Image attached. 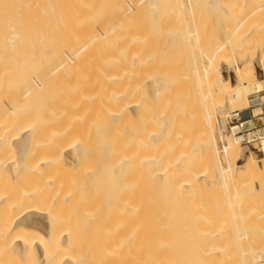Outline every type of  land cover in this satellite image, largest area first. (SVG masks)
<instances>
[{
    "label": "bare ground",
    "instance_id": "bare-ground-1",
    "mask_svg": "<svg viewBox=\"0 0 264 264\" xmlns=\"http://www.w3.org/2000/svg\"><path fill=\"white\" fill-rule=\"evenodd\" d=\"M202 5L245 12L232 28L236 34L250 14L254 27L264 21V0H0V264L21 263L36 248L41 264H203L205 249L217 255L214 264H243L244 247L223 240L250 239L238 227V214L264 216V178L256 185L245 176L252 165L264 171V161L248 157L238 163L241 135L229 138L225 117L228 108L233 112L239 103L254 101L245 86L264 80V51L261 76L243 57L252 44L223 49L220 41L205 51L196 26L187 25V16ZM177 42L198 44L192 68V50L177 49ZM222 49L223 55L241 53L233 80L220 71ZM169 52L174 58L168 59ZM229 58L223 61L230 64ZM33 96L42 103L31 109ZM64 148L73 159L99 148L93 161L103 152L107 163L105 186L94 162L82 182L89 180L91 197L101 201L102 216L92 214L94 207L86 229L83 221L68 228L57 217L63 209L64 218L76 211L75 182L63 174L71 164L66 153L62 157ZM60 155L64 164L56 167ZM207 182L216 196L208 191L210 203L207 188L201 191ZM13 184L18 190L10 195ZM103 191L116 196L117 203L109 198L114 209L108 207L112 201L102 203L108 201ZM102 210L112 211L111 228L103 232L92 227L107 217ZM34 218H43L48 230ZM201 219L198 250L200 238L191 225ZM254 238L256 262L264 259V233ZM235 252L239 262L231 258Z\"/></svg>",
    "mask_w": 264,
    "mask_h": 264
},
{
    "label": "rangeland",
    "instance_id": "rangeland-1",
    "mask_svg": "<svg viewBox=\"0 0 264 264\" xmlns=\"http://www.w3.org/2000/svg\"><path fill=\"white\" fill-rule=\"evenodd\" d=\"M174 2V1H173ZM170 3H171V1H170ZM171 6V5H170ZM169 6V8H171ZM174 6H175V4H174ZM174 6H173V3H172V7L173 8H171V9H174ZM204 7H205V5H204ZM202 8V9H201ZM200 9V10H199ZM194 11V10H193ZM195 11H197L196 12V14H195V12H194V14L191 16V14H189L188 16H187V18L188 19H190V20H188V22H187V25L189 24V25H194L193 27H195L194 29H196V32L199 34V37L201 38H199V41H198V44L201 46V44H203V46L205 47L204 49H205V51H207V49H208V51L210 52L211 50L210 49H213L212 48V46L213 47H216V44H214L213 45V43H217V42H219L220 43V41L222 42V43H220V44H223L224 45V47L222 46V48L223 49H228V48H226L225 46H231V45H233V46H236V47H238V46H243V45H245L244 47L246 48V45L248 44V46L249 45H251V46H249V47H247V50L250 52V53H248L247 54V50L246 49H243V51L245 52H243L244 54H243V57L244 58H248L249 57V59H251L252 60V63H253V65H254V67H255V71H256V73H258V75H262L263 74V66H261L262 65V59H261V57H259L261 54H260V52L261 53H263V51H264V27L262 28V26L264 25V21L263 20H261L260 22H262L263 24H262V26H261V23H260V28H256V27H254V26H256V23H254V21H256V20H254L255 19V17H254V19H250L251 18V14L249 15V16H246L247 18H244V24L242 23L241 25H240V27H238L239 29H238V33L236 34V32L235 31H233L234 30V27L236 26V19H238L239 17L240 18H243L244 16H243V14L245 13H240V14H242V15H240V14H237L236 13V15H235V13H232V12H229V13H227V12H225L224 10H222V12H221V10H212V9H210V8H208V7H206V8H204L203 9V5L202 6H200L197 10L195 9ZM204 13H203V12ZM217 11V12H216ZM219 11V12H218ZM247 11H249L248 9H247ZM225 12V13H224ZM200 13H201V17H203V18H201L200 17ZM203 13V14H202ZM220 13V14H219ZM254 13V12H253ZM210 15V16H209ZM240 15V16H239ZM254 15V14H253ZM253 15H252V17H253ZM195 16V17H194ZM234 16V18H235V20L234 21H232L234 18H232L231 19V21H232V24H231V22L229 21V19L231 18V17H233ZM238 16V17H237ZM241 16H243V17H241ZM194 18V19H191V18ZM199 17H200V19H199ZM237 17V18H236ZM198 19L197 21H196V19ZM209 18H210V20H209ZM257 18V17H256ZM225 19V20H224ZM245 19L246 20H248V22H246L245 21ZM250 19V20H249ZM258 19H259V17H258ZM260 19H263L262 17H260ZM193 20V21H192ZM210 21V23H209V21ZM224 20V21H223ZM229 21L230 22V24L228 25V23H227V25H226V23L224 24V22L225 21ZM209 23V25L210 26H208L207 24ZM252 23V24H251ZM257 23H259V21H257ZM215 24V25H214ZM247 24H249V25H247ZM206 25V26H205ZM226 25V26H225ZM198 26V27H197ZM242 26H243V29H242ZM245 27V28H244ZM208 28V29H207ZM227 28V29H226ZM229 28V29H228ZM232 28H233V30H232ZM241 28V29H240ZM263 30H262V29ZM231 29V30H230ZM256 29V30H255ZM237 30V29H236ZM241 30V32L239 33V31ZM252 30H255L256 32H257V34H258V36L256 35V32H254L253 33V31ZM205 31V32H204ZM225 31V32H224ZM263 31V32H262ZM234 34V36H233V34ZM235 32V33H234ZM253 33V35H252V33ZM227 33V34H226ZM244 33V34H243ZM208 34V35H207ZM225 34V35H224ZM232 34V35H231ZM247 35V37H246V35ZM203 35H204V37H203ZM236 35H237V37H236ZM252 35V38H254V40H252L251 38H250V36ZM255 35L257 36V37H255ZM228 36H229V39H228ZM245 38H244V37ZM260 36V37H259ZM242 37H243V39H242ZM202 38H203V40H202ZM237 38V39H236ZM239 38V39H238ZM259 38V39H258ZM263 38V39H262ZM205 39V40H204ZM218 39V40H217ZM243 41H242V40ZM246 39V40H245ZM260 39H262V40H260ZM201 40V41H200ZM228 40H229V42H228ZM237 40V41H236ZM250 40V41H249ZM252 40V41H251ZM259 41V42H257V41ZM261 41H262V43H261ZM202 42V43H201ZM235 42V43H234ZM242 42V43H241ZM247 42V43H246ZM253 42H255V43H257V44H255L254 43V45H253ZM177 43H180V42H177ZM189 44V46L187 45V47H185V46H183V43H180L179 44V46L178 45H176V48L177 49H182V48H184L185 47V49H190V50H192V51H190L189 49L187 50V51H190L189 53V59H190V63H189V66L192 68V64H193V62H192V58H191V52H193V51H197V49H198V47H197V45L198 44H195V42H188ZM197 43V42H196ZM204 43H205V45H204ZM244 43V44H243ZM261 43V44H260ZM218 44V43H217ZM237 44V45H236ZM258 44H260V45H258ZM193 45V46H192ZM210 46V47H209ZM194 47V48H193ZM255 47V48H254ZM259 47V48H258ZM249 48V49H248ZM252 48V49H251ZM215 49V48H214ZM223 49L219 52L220 53V55H218L219 56V58L221 59V60H219L220 61V64H219V67H220V71H221V73L223 74V76H225V77H229L231 80H233V77H234V72H233V69H234V66H235V63H236V60H238V56L241 54H239V55H237V53H238V51H236V53L234 52V51H231L230 52V50H226V51H228V52H226L225 53V55H223ZM253 50H254V52H253ZM260 50V51H259ZM171 52V51H170ZM170 52L169 53H167L166 54V56L168 57L169 55L168 54H170ZM224 52H225V50H224ZM252 52H253V54H252ZM258 52V53H257ZM172 53V52H171ZM236 54V55H235ZM258 54V55H257ZM191 55V56H190ZM225 57V59L227 58H229L231 61H230V64L229 63H225V61H223L224 60V57ZM233 55V56H232ZM257 55V56H256ZM170 56H172V57H170ZM169 57H168V59H170V58H174V56H173V54L172 55H170ZM221 56V57H220ZM229 56V57H228ZM251 56V57H250ZM166 57V58H167ZM193 57V56H192ZM237 58V59H236ZM194 59H196L197 60V56L195 55L194 56ZM235 61V62H234ZM231 63H232V65H231ZM234 63V64H233ZM237 63H239V64H241V62H240V60H238L237 61ZM165 67V66H164ZM233 67V68H232ZM190 68V69H191ZM164 70H165V68H163ZM192 73V72H191ZM190 82V85L192 84V81H189ZM192 86H193V84H192ZM190 87V86H189ZM245 91H246V96H248L249 98H251V99H254V103L252 102L251 103V105L250 106H245V105H241V103H239V109H238V111L240 112V117L238 118V120H233V119H230L231 118V110L232 109H230V108H228L229 110H228V115L225 117V121H226V124H227V127H228V136H229V138H232V137H234V136H236V135H241V137H240V143H241V156L239 157V159H238V163L239 164H242L248 157H251V158H255L256 160H257V162L259 163V164H263V161H264V80L262 81V80H259L258 82H257V84H256V86H252V85H247V86H245ZM170 93V92H169ZM258 99V100H257ZM24 100H26V99H24V98H22L21 99V103L24 101ZM42 103V99L40 98V96H33L32 98H31V106H32V108L31 109H33L36 105H39V104H41ZM241 106V107H240ZM230 111V112H229ZM220 115V114H219ZM216 116H218V112L216 113ZM230 116V117H229ZM227 118V119H226ZM218 120H220V122H221V118L219 119V117H218ZM242 122V124H243V129L242 130H238V132H236V131H234V128H233V124L235 123V122ZM219 121H218V123H220ZM88 126V125H87ZM87 126H86V124H85V128L88 130V128H87ZM89 127V126H88ZM85 129V130H86ZM248 132V134L249 135H246V134H243V133H247ZM88 141H90V139L88 140L87 139V144H89L88 143ZM94 142V141H93ZM95 142H97V144L96 143H94V144H96L97 146H95L96 147V149H97V147H98V145H99V143H98V141H95ZM225 143H226V141H224ZM58 142H57V140H55V142H54V146L57 144ZM91 143H92V141H91ZM219 144H221V142H219ZM90 145V144H89ZM92 145V144H91ZM101 146V145H100ZM90 147H94V145L93 146H90ZM65 149V148H64ZM64 149H62V152L61 153H63V155H62V157H64L65 155V157H68V158H71L70 157V153L68 152V150H66L65 149V151H64ZM95 149V151L93 150V152L90 154V155H87V154H84L81 158H75V159H73V158H71L70 159V162H71V164L70 165H67V167L65 166V168H63V166H62V168H63V171H64V176H66V178H69V180H73V182H75V184H73V185H71V190H72V203H73V205H74V210H76V211H73L74 213H70V211H69V213L67 212L66 214H68L69 215V217H66V218H64V216H65V213L63 212L65 209H63V213H64V216H61V214H63L61 211H58V213H57V217H58V219H62L65 223H63L62 225H65L66 227H68V228H70V227H74L75 225H76V223L79 221V223H82V221L84 222V225H83V227H82V224H81V226H80V224L79 223H77V225L75 226L76 228L78 227V226H80V227H82L83 229H86V227H88L87 225H90L91 223H89V221H88V217L90 216V212H93L94 211V207H96V210H97V213L95 212H93L92 214H98V211H99V213H100V210H101V208L99 207L100 205H98L99 204V201L97 200V199H95V197L94 198H92L91 197V186H90V183H89V180H87L86 182H85V184H83L82 182H83V180L84 179H86L87 177H88V171H89V169H91L90 167H92V165H93V162H94V167H92V169H94L95 171H97V173H98V171L99 172H101V173H98L99 174V179H100V181H99V183H100V185L102 186V184L101 183H104V186H105V184H107V180H106V178L107 177H105L108 173H106V172H108V170L105 168L107 165V163L104 161V159H103V152H102V150L100 151V152H102V153H100V154H98V155H100V156H97L96 157V159H94L95 161H93V158H92V156L91 155H93V153L94 152H98V150H100L99 148H98V150H96ZM67 151V152H66ZM66 153V154H65ZM58 155H59V152L57 153ZM57 154H56V156H57ZM65 154V155H64ZM95 154V153H94ZM97 154V153H96ZM55 156V157H56ZM62 157H61V155H60V157H57L54 161V163H55V166L57 167V166H61L62 164H64L63 163V161H62ZM99 165V166H98ZM102 169H101V168ZM99 168V169H98ZM56 169V168H55ZM106 169V170H105ZM109 169V168H108ZM58 170H60V169H58ZM247 174V175H246ZM246 174H245V176H246V179H247V177L249 178L248 180L249 181H254L255 182V184L257 185L259 182H263V181H261V180H263V179H261V178H264V171L261 169V168H256L254 165H252V166H250V169H247V172H246ZM105 175V176H104ZM102 178V179H101ZM106 181V183H105V181ZM257 180H259V182H256ZM248 181V182H249ZM22 182V181H21ZM19 183V182H18ZM205 185V186H204ZM209 185V186H208ZM18 185L17 184H13L12 186H11V189H10V191L9 192H11V194L10 195H13L15 192H16V190H18V187H17ZM21 186H22V184H21ZM35 186V185H34ZM84 186V187H83ZM210 187L211 185H210V183H206V184H202V186H201V191L202 192H204L205 191V189L204 188H207V187ZM103 188H106V187H103ZM211 188V187H210ZM209 188V189H210ZM208 188L206 189L207 191L206 192H204L205 194H207V195H205V198H206V201H207V203H210V201H209V199H210V197H209V193H211L212 195H211V198H213L212 196H213V194H214V196H215V191H214V189L212 188L211 190H209ZM208 191H209V193H208ZM64 192V191H63ZM105 194V198H103V199H108V201L106 200V201H103L102 200V203L103 202H105L104 204H107V203H109V201H110V197H114L113 199L115 200H113V199H111V204L109 203V208H111V209H114V207L112 208V206L114 205V203H113V201L114 202H116V196H113L112 194V196H110V197H108L107 195V193H105L104 191L102 192V196ZM107 194V195H106ZM108 198H107V197ZM104 197V196H103ZM208 197H209V199H208ZM216 197V196H215ZM214 197V199H212V203H215L216 201H217V198H215ZM98 198V197H97ZM100 198H102V197H100ZM242 198V197H241ZM243 200V199H242ZM101 202V201H100ZM117 202H118V200H117ZM116 202V203H117ZM112 203H113V205H112ZM104 204L102 205L104 208H105V206H107V205H105L104 206ZM110 205H112V206H110ZM93 207V208H92ZM107 207V210H106V213H107V211H110L109 210V208ZM103 208V209H104ZM93 209V210H92ZM92 210V211H91ZM194 210H196V209H194ZM259 210H262L263 212H264V205L263 206H261L260 208H259ZM103 212H104V216H106L107 214L105 213V210H102ZM59 212H61V213H59ZM66 212V211H65ZM112 212V211H111ZM111 212L107 215V217H105V218H102V217H100V220H98V221H96V222H94L93 223V226L92 227H94V229L96 228H98L101 232H103V231H105L106 229H110L111 227H108V226H110V223H108V222H111L112 220H111V217H112V215H110L111 214ZM196 213V212H195ZM70 214H71V216H70ZM102 214V213H101ZM101 214H99L100 216H102ZM113 214V213H112ZM115 214V213H114ZM89 215V216H88ZM95 215V216H96ZM99 215H97V216H99ZM239 215V216H238ZM237 215V217H236V219H237V222H238V227H239V229H241V231L243 230V231H246L247 232V235H248V237H250V239L248 240V239H241V241L240 242H238V243H236L235 241H234V239L231 237V235H228L227 236V238H225L223 241L224 242H229L230 244H233V247H235L236 246V249L237 248H239V245H242V248L243 249H245L248 253V256H247V254H246V252L244 253V254H239V257H241L242 258V260H243V264H259V263H261V264H264V263H262L263 262V260L264 259H262V260H260V261H256V262H254L255 260L253 259V260H251L252 258V256H254L255 255V253H252V249L251 248H253V243H256L255 242V238H254V242H253V240H252V236L253 237H256V236H258L259 234H261V233H264V216H262V217H255L254 215H252L253 217H251L250 215V217L251 218H249V219H246L247 217H249L248 215L246 216V214H244V215H242V216H240V214H238ZM67 216V215H66ZM198 216H200V214L198 215ZM116 217V216H115ZM193 217L195 218V216H194V212H193ZM197 217V216H196ZM64 218V219H63ZM69 218V219H68ZM242 218H244V219H242ZM109 219L111 220V221H109ZM197 219V218H196ZM199 219V218H198ZM221 219H227L226 217H222ZM221 219H220V221L218 222L219 224H222L223 223V221H221ZM35 222H37V223H40V222H42L44 219L43 218H38V219H36V218H34L33 219ZM114 220H116V218L114 219ZM118 221V220H117ZM117 221H114V222H116L117 223V225H118V222ZM194 221V220H193ZM193 221L191 222V223H193ZM196 221V220H195ZM200 221V224H197L198 225V227H197V225H196V223L198 222H196L195 223V225L196 226H193V224L191 225L192 227H195V229L196 228H198L199 229V231H197V229L195 230L194 228H192L191 227V229L193 230V233H191L192 235L194 234V232H195V235H197V237H198V239L199 240H197L196 239V241H197V246H198V250L200 249L201 250V243L199 244V241H201L202 239H201V236L199 237L198 236V234H202V232H203V223H202V219L201 220H199ZM44 222H45V220H44ZM113 222V223H114ZM43 223V222H42ZM47 223H43V226L45 227L44 228V230H48V227H46L47 225H46ZM107 224H109V225H107ZM117 225H115V226H117ZM112 226H114V225H112ZM201 226V227H200ZM79 227V228H80ZM81 228V229H82ZM89 228V227H88ZM87 228V229H88ZM97 229V230H98ZM98 230V231H99ZM197 231V232H196ZM82 232V233H81ZM92 232H94V231H92ZM200 232V233H199ZM80 233L81 234H83V231H80ZM196 233H198V234H196ZM73 234H78V232H74ZM86 234H87V231H86ZM200 234V235H201ZM194 236V235H193ZM260 237V236H259ZM258 237V238H259ZM196 238V237H195ZM256 240H258V239H256ZM258 242H259V240H258ZM257 242V243H258ZM256 243V245H258ZM200 245V246H199ZM255 245V244H254ZM200 247V248H199ZM246 247H248L249 249H250V251H249V249L247 250L246 249ZM235 249V248H234ZM235 249V250H236ZM239 249H241V248H239ZM258 250V249H257ZM40 253H41V251H40V249H38V248H36V252L35 253H30V254H28L25 258H24V260L20 263V262H15V263H13V264H41L42 263V260H41V257H40ZM203 254H202V256H204V263L203 264H208L210 261H212L211 262V264H214L213 263V260L216 258V254H214L213 252H211L210 250H208V249H205L203 252H202ZM238 253L239 252H235L233 255H232V259H235V261H238V259H239V257H238ZM251 254V255H250ZM253 254V255H252ZM243 255H245V256H243ZM245 257V258H244ZM246 258L247 259H249V260H247V262H246ZM264 258V257H263ZM245 260V261H244ZM234 261V262H235ZM239 262V261H238ZM237 263V262H236ZM176 264H186V261H184V260H181L180 262H178V263H176Z\"/></svg>",
    "mask_w": 264,
    "mask_h": 264
},
{
    "label": "built area",
    "instance_id": "built-area-1",
    "mask_svg": "<svg viewBox=\"0 0 264 264\" xmlns=\"http://www.w3.org/2000/svg\"><path fill=\"white\" fill-rule=\"evenodd\" d=\"M240 117V112L238 110L231 112V118L233 120H238V118ZM232 126H235L234 131L238 132V130H242L243 129V124L242 122H235ZM237 126V127H236ZM246 135H249L248 132L247 133H243Z\"/></svg>",
    "mask_w": 264,
    "mask_h": 264
}]
</instances>
